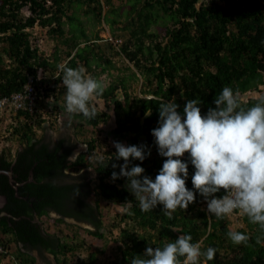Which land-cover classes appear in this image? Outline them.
<instances>
[{"label": "trees", "instance_id": "obj_1", "mask_svg": "<svg viewBox=\"0 0 264 264\" xmlns=\"http://www.w3.org/2000/svg\"><path fill=\"white\" fill-rule=\"evenodd\" d=\"M125 2L122 10L123 5H117L115 0H0V97L21 91L28 84L36 88L38 96L33 112L18 111L21 120L15 130L21 147L14 155L0 153V191L7 197V214L0 217V264L7 256H11V264H42L34 250L42 257L47 252L54 254L60 264H69L70 254L75 256V264H96L94 253L83 254L86 241L69 239L63 224L78 233L83 228L81 222H85L92 226L86 228L88 233L103 238V202L112 200L122 203L126 211L121 221L115 222L120 227L119 259L106 264H130L147 247L161 246L187 233L201 250L208 246L217 249L213 260L202 257L200 264H264V237L257 242L258 225L250 223L238 210L235 216L245 224L237 229L231 225L232 214L222 219L208 214L198 192L186 209L178 208L171 217L163 213L162 205L142 212L134 194L126 188L127 178L112 179V172L120 171L113 165L123 164L122 158H115L113 143L99 155L94 136L86 139L87 150H80L71 134L55 138L50 127L37 137L35 125L43 124V115L53 109L47 98H55L54 109L61 110L59 102L65 103L62 66H87L88 72L94 70L92 77L102 83L96 67L102 66V72L109 73L115 66L100 45L99 35L92 38L87 32L78 10L108 23L114 32L116 26L124 31L120 41L110 44L118 46V54L124 55L136 70L129 65L130 73L114 77L107 85L103 83V93L94 96L114 106L113 141L147 144L151 148V155L144 161L132 160L129 165L141 164L145 175L154 178L166 159L158 154L151 134V129L158 126L161 103L174 97L182 112L188 99H197L202 102L199 106L204 114L209 107H216L213 100L224 86L238 90L245 106L264 97L261 87V96L243 98L249 87L264 83V0ZM24 6L30 7V14H24ZM37 26L66 47L68 60L64 65L57 50L54 55H46L39 41H34L39 39L34 35ZM159 26L164 27V32ZM138 73L144 77L142 96L131 92V80H139ZM120 90L123 98L118 96ZM89 104L95 109L93 118L67 112L70 120L66 126L77 120L82 128H96L110 121V106L99 109L92 98ZM74 152L79 154L68 159ZM182 159H187V153ZM73 167L85 169L73 174L68 170ZM6 171L12 172L17 185ZM193 172L194 166L189 164L188 188H192ZM222 194L223 189L216 195ZM52 212L59 214L54 231L41 221L43 215L50 216ZM68 217L76 221L70 222ZM229 230L246 233L248 241L234 244L227 237Z\"/></svg>", "mask_w": 264, "mask_h": 264}, {"label": "clouds", "instance_id": "obj_2", "mask_svg": "<svg viewBox=\"0 0 264 264\" xmlns=\"http://www.w3.org/2000/svg\"><path fill=\"white\" fill-rule=\"evenodd\" d=\"M28 10L24 14H30ZM84 73L83 67L62 66L65 108L69 113L93 118L96 113L89 102L94 95L103 93L104 85ZM201 103L188 99L182 112L178 111L180 106L174 97L159 105L158 126L151 129V134L158 154L166 159L154 178L144 174L141 164L129 167L132 160L142 162L151 155L147 144L125 145L113 141L115 158H122L123 164L113 165L120 171H113L112 179L127 178L126 188L134 194L142 212L162 205L163 213L169 217L178 208L186 209L198 192L206 202L208 214L218 219L232 214V218L238 219L235 216L238 210L250 223L258 225L257 242H260L264 237V97L245 106L238 90L224 86L213 100L216 107H209L202 114ZM185 153L187 159H182ZM78 154L74 152L68 159H75ZM189 164L194 166L192 188L186 186ZM222 189L223 194L216 195ZM227 237L234 244L249 239L238 230H229ZM192 239L187 233L161 246H149L143 254L134 256L130 264H200L202 257L208 261L214 259L215 247L201 250Z\"/></svg>", "mask_w": 264, "mask_h": 264}, {"label": "rangeland", "instance_id": "obj_3", "mask_svg": "<svg viewBox=\"0 0 264 264\" xmlns=\"http://www.w3.org/2000/svg\"><path fill=\"white\" fill-rule=\"evenodd\" d=\"M117 5H123L122 10H124L125 6L127 5V2H123V0H115ZM108 6H105L104 10H107ZM74 10L71 9L70 12ZM24 12L28 13L29 10L27 8H24ZM78 13L80 15L81 20L84 21V26L87 29V32L91 34L92 38L96 37V35H99L98 41H100V45L105 48V51H107V56L113 61L114 67L111 68L109 71H103L102 72V66L96 67V72L99 73L98 77L99 79L103 80L104 85H107L112 79L118 75H124V73H130V70H128V66L130 65L134 70L136 68L134 65L127 60L124 55L118 54L117 47H112L110 43L113 42L115 45L116 38L120 39V34H122L124 31L120 30L118 26L115 27L114 30L110 27L108 23H105L103 20H99L96 16H91V14H86L83 10H78ZM122 19H124L122 17ZM119 25V24H118ZM68 27V25H67ZM162 26H159V29L163 31ZM37 37H39L38 40H34L35 42L39 41V47L41 50L44 51L46 55H54L56 50L60 53L61 56V65H64L67 60L68 56L66 53V47L64 45L58 44L56 40H54L53 37L47 34V30L45 28H42L40 26L35 27V34ZM124 37V36H123ZM122 37V38H123ZM99 43V42H98ZM118 43V42H117ZM115 48V49H114ZM93 66H95L93 64ZM84 69L86 71L87 76L93 75L94 70H89L88 67L84 66ZM139 74V73H138ZM43 75V72L40 71V76ZM139 80L132 79L131 80V92L135 95L138 94L140 96L144 95V85H142L143 76H140L139 74ZM264 79V76H263ZM251 84V83H250ZM254 84V82L252 83ZM264 87L263 82H256V85L254 84L252 87H249L248 90L243 94V98L247 99L250 97H258L261 96V91L258 89ZM118 96L123 98L122 91L120 90L118 93ZM49 101H51L52 111L48 114H44L46 121L43 122L40 126L38 124L35 125L37 137H40L44 134L46 128L48 129L50 127V130L55 138H57L61 134H71L74 139L78 141V147L80 150H87L88 144L86 142L87 138H90L92 136L97 137L99 146L97 147V150L95 151L99 155H101V152H103L105 149H107V145L110 146V144L113 143L114 135L111 134L112 129L115 126L114 122V106L112 104H107L106 102L99 100L96 96H93V102L95 107L102 109L107 108L106 106H110L109 109L112 113V118L108 123H103L99 127H88L84 126L83 128L79 126V121L74 120L75 123H72L70 126H66V122L70 120L69 113H67V110L65 108V103L59 102V105L61 107L60 109H54V106L57 104L55 101V98H47ZM54 102V103H53ZM20 118L18 115V111L13 109H1L0 110V153L7 152L9 155H14L18 148L21 147V144L16 140V136L18 133H16L15 128L20 124ZM52 125L54 127H52ZM78 130L79 133L76 135L75 131ZM84 170L85 168L82 167ZM80 167H73L71 169H68L73 174H77L82 171ZM92 170V168H90ZM93 171V170H92ZM95 174V173H94ZM95 184H93L94 186ZM103 209H104V215H105V223L106 226L103 228V232L105 233V236L103 238L94 236L90 233H88L86 228H92L87 223H81L80 225L83 228H80L78 230V233L74 231L71 228L66 227V224H63V227L65 228V231L67 234H69V239H76L77 241H86V247L83 250V254L86 256H89L91 253H94L97 256V263L96 264H106L110 263L111 261H114L116 259H119L120 256V250L118 247V236L120 235V227L115 225V222L121 221V215L124 211H126V207L122 203H117V201H105L103 202ZM57 215L53 216L50 214L48 216L47 214L43 215L41 221L42 224L48 226L51 231H54L58 227L55 222V218ZM70 222H75L74 219H68ZM231 225L233 229H237L238 226H242L245 224V222L242 219H231ZM125 225V222L122 224V226ZM78 234V235H77ZM76 235V236H75ZM34 254L37 256L38 261L42 264H60L55 260L54 254L47 252L46 257H42L38 250H34ZM71 256V254H70ZM67 257L69 264H75V256ZM12 258L11 256H7L3 261L2 264H11ZM61 264H65L62 262Z\"/></svg>", "mask_w": 264, "mask_h": 264}, {"label": "built area", "instance_id": "obj_4", "mask_svg": "<svg viewBox=\"0 0 264 264\" xmlns=\"http://www.w3.org/2000/svg\"><path fill=\"white\" fill-rule=\"evenodd\" d=\"M37 98L36 88L32 84H28L21 91L0 97V110L13 109L19 111L20 109H27L33 112Z\"/></svg>", "mask_w": 264, "mask_h": 264}, {"label": "water", "instance_id": "obj_5", "mask_svg": "<svg viewBox=\"0 0 264 264\" xmlns=\"http://www.w3.org/2000/svg\"><path fill=\"white\" fill-rule=\"evenodd\" d=\"M2 170H0V172H1ZM7 172V174L10 176V179H11V181H14V178H13V176H12V172H10V171H6ZM14 184L15 185H17V183H15V181H14ZM5 196L0 192V207H2L3 205H4V203H5ZM56 213V215L57 216H59V214L57 213V212H55ZM67 219H71V218H67ZM75 220V219H74Z\"/></svg>", "mask_w": 264, "mask_h": 264}, {"label": "flooded vegetation", "instance_id": "obj_6", "mask_svg": "<svg viewBox=\"0 0 264 264\" xmlns=\"http://www.w3.org/2000/svg\"><path fill=\"white\" fill-rule=\"evenodd\" d=\"M14 182V181H13ZM1 192V191H0ZM4 195V194H3ZM5 196V195H4ZM5 203L2 207H0V217L4 216L7 214L6 210H5V206H6V203H7V197L5 196ZM37 220H39V217H37Z\"/></svg>", "mask_w": 264, "mask_h": 264}]
</instances>
